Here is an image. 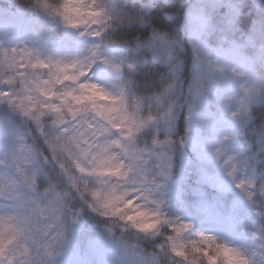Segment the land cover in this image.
Listing matches in <instances>:
<instances>
[{
    "label": "clouds",
    "instance_id": "9594fccd",
    "mask_svg": "<svg viewBox=\"0 0 264 264\" xmlns=\"http://www.w3.org/2000/svg\"><path fill=\"white\" fill-rule=\"evenodd\" d=\"M126 3L125 16L117 18L103 11V16L91 17L89 23L82 26L89 35L102 32L93 45L106 46L105 51L112 57L107 59L111 62L108 65L113 69L112 65H120L115 69L118 75L112 90L94 83L103 88L108 97L87 92L85 95L91 99H85L80 105H74L69 98V106L81 111L73 117L61 105L65 120L75 119V124L64 131L57 127L59 114L42 107L59 104V100H45L33 91L36 110L30 116L17 110L23 118L26 134L14 137L12 147L0 153V160L4 162L0 165V197L5 202L31 195L30 191H19L29 183L23 176L17 178V185L10 182L16 174L13 157L22 155L19 146L31 145L42 158L43 171L37 177L36 198L44 200L47 197L56 201L57 206L62 202V232L66 216L73 219L81 210L89 209L99 216L108 213L103 217L120 228L146 235H163L166 225L160 220L164 213L158 193L162 182L168 179L164 173L168 172L170 153L186 142V138L178 139L171 134L178 117L186 114L191 125L211 103L223 110V119L228 121L259 103L258 118L264 122V59L249 68L241 53L247 38L236 37L232 29L226 31L210 15L215 0H126ZM85 8L100 10L96 0H87ZM161 11L163 15L154 19L150 28L145 27L148 14L153 12L156 17ZM84 18H87L86 12ZM97 19L101 21L99 25L92 22ZM114 30H119L117 35ZM261 41L264 53V36ZM224 52L233 54L226 58L222 55ZM189 62L190 76L187 74ZM84 63L87 64V59ZM217 66L225 67L224 77L216 70ZM233 68L235 73L230 71ZM9 75L6 65L0 63V83ZM30 78L38 79L34 73H30ZM85 82L91 83L87 75L80 77V83ZM70 87L76 86L64 85V88ZM80 91L77 89V94ZM92 104L96 105L97 112L107 116V120L96 117L89 109ZM41 112L43 116L39 115ZM233 112L237 115L233 116ZM33 117H39V123ZM140 125L143 127L134 131ZM130 129L133 134L128 136ZM149 131L151 135H147ZM3 134L9 135L6 129ZM154 140L163 143L154 145ZM34 170L30 169L26 175ZM48 171L54 178L49 176L46 185L41 186L40 177ZM72 201H78L79 206ZM113 211L118 214L111 216ZM139 212L146 215L139 217ZM58 214L50 210V222L56 223ZM157 221L160 223L156 228L147 233L132 227L134 223ZM173 239L177 249L185 245L179 237ZM187 245L188 264H206L205 258L192 254L191 245ZM43 256V253L39 257L36 255L16 216L7 210L0 212V264H37ZM219 264H252V260L236 249L234 253L222 254Z\"/></svg>",
    "mask_w": 264,
    "mask_h": 264
},
{
    "label": "rangeland",
    "instance_id": "374dc122",
    "mask_svg": "<svg viewBox=\"0 0 264 264\" xmlns=\"http://www.w3.org/2000/svg\"><path fill=\"white\" fill-rule=\"evenodd\" d=\"M4 1L6 4L0 7V53L11 48H27L33 56L62 63L84 61L91 55L89 49L97 38L89 35L83 27H68L59 16L49 15L40 7L32 11L22 8L16 0ZM230 1L215 0V5L209 10L220 26H225L226 22L220 17L224 18L227 13L221 12L219 17L216 10L222 3L230 6ZM58 2L56 0L53 3ZM249 49L250 46L245 43L241 53L255 67L262 60L258 55L260 50H255L254 46L251 51ZM105 59L112 57L105 51V46H100L99 59L87 71V80L112 90L118 74L103 62ZM8 88V85L0 84V90ZM254 106L238 118L225 121L223 110L216 109L210 103L191 125L188 118L186 142L180 145L178 171L174 173L175 162L171 152L168 179L162 182L158 199L167 219L191 224L179 237L185 244L199 240L200 234L211 235L218 243L240 250L252 260V264H264V232L259 223L264 218V195L260 191L264 187V167L258 153L246 152L251 149V145H243L236 135L238 132L244 133L245 126L252 119ZM2 108L9 112H3ZM19 116L20 113L6 101L0 102V153L12 147L14 137L26 134L27 130L17 119ZM5 129L9 134L7 137L3 134ZM218 148L221 155L216 153ZM189 153L194 154L193 158ZM234 168L233 178L228 176V172ZM186 181L189 185L183 191L181 185ZM240 181H251L255 187L246 184L244 190L237 188L236 184ZM248 193H253L251 198ZM37 199L42 200L39 197ZM0 204L7 202L0 200ZM239 208L242 209L240 214ZM11 214L16 215V212ZM66 217L63 243L53 247L52 255L42 257L43 264H84L80 240L75 233L76 226H69L70 217ZM163 230L172 234L167 226ZM140 234L148 239L162 236ZM85 242L90 250L98 252L101 264H155L139 257L129 247L100 235H96L92 242ZM168 246V253L173 256L170 244Z\"/></svg>",
    "mask_w": 264,
    "mask_h": 264
},
{
    "label": "snow or ice",
    "instance_id": "6c2138e0",
    "mask_svg": "<svg viewBox=\"0 0 264 264\" xmlns=\"http://www.w3.org/2000/svg\"><path fill=\"white\" fill-rule=\"evenodd\" d=\"M37 6L45 10L49 15L59 16L66 26L71 28H77L86 26L89 23L91 17H101L103 16V10H93L91 8H85L87 0H59L58 3H53L52 0H35ZM87 13V18H84V13ZM94 24L99 25L101 21L99 19L92 21ZM93 36L99 37L102 35L101 31H96L92 33ZM99 45H92L89 51L91 55L87 58V64L84 61H73L71 63H62L60 61H53L51 59L43 60L38 56H33L32 52L27 48H11L6 49L0 53V63H4L10 73L8 78H6L0 84H6L9 86L7 90H0V102L6 101L9 105L13 107L14 110H20L23 115L30 116L33 111L36 110V99L32 96V92L35 91L39 96L43 97L45 100L57 99L59 104L54 105H43L45 110H51L54 113L59 114L57 117L58 124L57 127L64 128L67 131L71 124H75V119L72 121H66L63 117V110L67 108L69 113L76 117L81 111L78 107L69 106V98L72 99L74 105H80L85 99H91V97L86 96L85 93L90 92L93 96H99L101 98H107L108 93L104 91L103 88L98 87L94 83H80V77L87 75V71L91 66L99 59L98 55ZM233 53L224 52L226 58ZM209 56L212 55L211 52L208 53ZM106 64L111 63L107 59L103 61ZM210 66L212 62H209ZM115 69H119V64L112 65ZM249 68L251 64L248 62ZM216 70L219 71L222 77L225 74V67L217 66ZM235 73V69H231ZM30 73H34L38 79H31ZM46 74V75H45ZM45 76L47 78H45ZM66 83H72L76 87L64 88ZM17 84L19 87H16ZM63 88V91H58L57 89ZM77 89H80V93L77 94ZM23 91L25 94L20 95ZM89 109L95 112L97 118H103L107 120V116L102 112L96 111V105H89ZM112 111V109H109ZM43 116L44 113L39 114ZM233 116L237 113L233 112ZM151 120L152 118L149 117ZM33 120L39 123V117H33ZM80 127V125H76ZM140 127L138 126L134 131L138 132ZM133 134V130H129L128 136ZM163 141H153V144H162ZM19 151L22 153L19 157H13L14 166L16 169V174L11 177L10 182L13 185H17V178L23 176L25 180L29 181L26 187H20L19 191L24 193L25 191H30L31 195L24 196L23 199L17 197L15 199H9L7 204H0V212L7 210L8 212H16V218L18 219L21 230L25 231L27 238L31 241V244L39 257L41 253L44 255H52V249L55 246L62 245L63 243V232L61 231L63 225L60 224L61 217L63 213L60 209L63 207L62 202L57 206V202L45 197L44 200H38L36 198V181L38 175L43 171V166L40 165V160L42 159L38 154H36L31 145L21 144L19 146ZM217 155H221V150L216 149ZM46 159V157L44 158ZM4 162L0 160V165ZM227 163V161H226ZM36 165H40L36 167ZM119 167V166H118ZM31 171L30 175L26 173ZM235 168L228 172V176L234 178ZM2 175V174H0ZM167 176V173H164ZM255 187L251 181H240L236 184L237 188L242 190L245 189V185ZM48 190H46L47 192ZM261 194L264 195V187L261 188ZM249 198L252 197L253 193H248ZM3 200V197H0ZM59 197L57 196V201ZM59 213L55 216L56 223H52L49 212ZM93 211L97 209L93 208ZM102 216H108V213H100ZM117 211H113L111 216H116ZM146 213L139 212L137 216L143 217ZM154 215H159V213H154ZM76 217H73L75 220ZM122 219H124L122 217ZM131 220L132 217H127ZM163 224L166 225L171 230V235L166 237L167 243L170 244L171 249L176 257L184 259L186 262L189 261L190 253L185 250L188 245L185 244L183 247L177 249L174 244V237H180L185 231H187L191 224L177 223L173 222L162 216L160 218ZM157 221L153 224H133L134 227L139 232L147 233L150 229L156 228ZM191 253L199 254L205 258L206 264H219V260L222 254L234 253L236 249L229 247L227 245L218 243L216 238L211 235L200 234L199 242L191 241ZM203 244L204 247L200 245ZM163 247V246H161ZM37 264H43L42 258L37 261Z\"/></svg>",
    "mask_w": 264,
    "mask_h": 264
},
{
    "label": "trees",
    "instance_id": "16d2710c",
    "mask_svg": "<svg viewBox=\"0 0 264 264\" xmlns=\"http://www.w3.org/2000/svg\"><path fill=\"white\" fill-rule=\"evenodd\" d=\"M56 0H52L55 2ZM97 4L106 9L104 10L110 15H113L117 18L125 16L127 14L126 10L128 5L126 0H96ZM230 6L222 3L219 5L216 12L220 17L221 12L227 13L225 17H220L223 22H226L225 26L221 25L224 29H232L236 37L240 39L247 38L245 43H248L250 46V51L252 46L254 49H259L258 55L264 59V53H262L261 37L264 36V0H231ZM16 3L19 4L22 8H28L32 11H37L39 6L36 5L35 0H16ZM4 0H0V7L5 5ZM163 12H159L158 16L154 17L153 12L148 14V22L145 27L151 26L154 22V19L162 16ZM183 19V14L181 15ZM228 25V26H227ZM228 29V30H229ZM122 30V29H121ZM119 30H114V35L118 34ZM106 47V46H105ZM151 55V54H150ZM153 64H157L156 61H152ZM190 76V62H189V71L187 73ZM260 105H256L252 108V119L245 126L244 133L238 132V136L241 143L245 146L251 145V149L247 150L248 153H258L261 158L262 168L264 167V122H262L259 117L258 109ZM3 112H9L8 109L2 108ZM17 118L20 123L23 125V128L26 129V126L21 122L23 121L22 116ZM188 116L186 114H181L176 120L172 128V133L178 139L187 137V127H188ZM147 135H151L149 131ZM31 138V137H29ZM179 152L180 146L174 149L171 153L173 155V161L175 162L174 173L178 171L179 165ZM193 158L194 154L189 153ZM251 157V155H250ZM250 162H252L250 160ZM254 162V161H253ZM259 167V166H258ZM263 172V170H259ZM45 177L40 178L41 186H45L47 183V178L53 176L51 171H48L43 174ZM54 178V176H53ZM189 182L186 181L185 184H182L183 191L187 189ZM230 197V196H229ZM72 204L79 206L78 201H72ZM71 207V205H69ZM239 214L242 212V209H238ZM69 217V216H67ZM66 217V218H67ZM71 224L68 222L69 226L75 225L77 231L75 232L80 240V245L82 249V261L84 264H101L98 261V252L96 250L92 251L88 248V244L85 242L87 240L94 241L96 235H100L107 240L115 242L117 244H123L130 248L132 252L138 255L141 258H144L148 261H152L155 264H186L185 261L176 257L175 255H170L168 253L169 243L166 241V237L170 235L168 231L163 230V235L157 237L156 239H148L141 235L140 233H135L130 230H126L114 225L108 218L99 216L98 214L92 212L89 209H83L80 212V215L76 217L75 220L69 219ZM259 223L264 232V218H262ZM88 235V239H86ZM163 246V247H161Z\"/></svg>",
    "mask_w": 264,
    "mask_h": 264
}]
</instances>
